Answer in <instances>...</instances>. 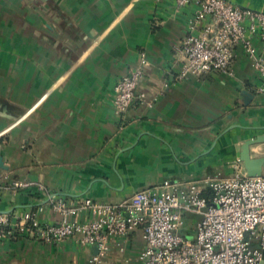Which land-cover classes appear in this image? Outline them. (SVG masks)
<instances>
[{
    "label": "crops",
    "instance_id": "crops-1",
    "mask_svg": "<svg viewBox=\"0 0 264 264\" xmlns=\"http://www.w3.org/2000/svg\"><path fill=\"white\" fill-rule=\"evenodd\" d=\"M227 1L264 11V0ZM192 11L176 0H0L1 213L56 224L53 201L116 204L165 181L184 189L244 168L243 144L264 136L261 78L237 47L233 74L180 79ZM142 52L141 89L159 100L120 118L114 88ZM251 153L264 156V143ZM199 219L186 215L187 239ZM145 248L141 229L112 238L101 264H144ZM97 253L74 240L0 235V264H93Z\"/></svg>",
    "mask_w": 264,
    "mask_h": 264
},
{
    "label": "built area",
    "instance_id": "built-area-1",
    "mask_svg": "<svg viewBox=\"0 0 264 264\" xmlns=\"http://www.w3.org/2000/svg\"><path fill=\"white\" fill-rule=\"evenodd\" d=\"M181 8L191 7L189 33L181 43L185 62L179 78L211 73L231 75L236 48L240 47L261 78L264 94V11L235 5L227 0H176ZM256 38L262 42L259 48ZM149 62L145 52L139 63L115 85V114L125 118L135 106L153 109L159 96L141 89ZM34 185L14 182L15 189ZM176 182L135 193L116 204L91 198L72 204L53 201L61 219L42 223L28 211L14 219L0 212V235L31 234L38 241L60 244L74 240L93 245L98 253L93 264H101L110 250V240L126 238L143 230L146 248L144 264H262L264 262V175L249 177L243 167L231 177L191 182L184 189ZM38 188L43 190V186ZM204 191H210L206 197ZM87 212L88 220L74 217ZM200 217L194 239H187L185 217Z\"/></svg>",
    "mask_w": 264,
    "mask_h": 264
},
{
    "label": "water",
    "instance_id": "water-1",
    "mask_svg": "<svg viewBox=\"0 0 264 264\" xmlns=\"http://www.w3.org/2000/svg\"><path fill=\"white\" fill-rule=\"evenodd\" d=\"M247 97H252L248 92H244ZM264 143V136L247 140L241 149L240 160L244 165V170L249 177H259L264 175V156L255 157L251 153V147L255 144ZM0 168L7 169L3 157L0 155ZM264 264V262L262 263Z\"/></svg>",
    "mask_w": 264,
    "mask_h": 264
},
{
    "label": "trees",
    "instance_id": "trees-1",
    "mask_svg": "<svg viewBox=\"0 0 264 264\" xmlns=\"http://www.w3.org/2000/svg\"><path fill=\"white\" fill-rule=\"evenodd\" d=\"M206 197L210 198L211 197V193L210 191H204L203 193Z\"/></svg>",
    "mask_w": 264,
    "mask_h": 264
},
{
    "label": "rangeland",
    "instance_id": "rangeland-1",
    "mask_svg": "<svg viewBox=\"0 0 264 264\" xmlns=\"http://www.w3.org/2000/svg\"><path fill=\"white\" fill-rule=\"evenodd\" d=\"M258 155V154H257Z\"/></svg>",
    "mask_w": 264,
    "mask_h": 264
}]
</instances>
